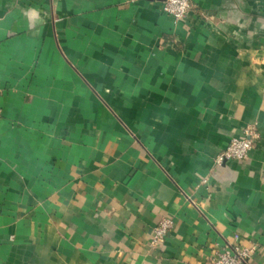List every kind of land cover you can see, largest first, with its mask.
I'll return each instance as SVG.
<instances>
[{"label":"crops","instance_id":"obj_1","mask_svg":"<svg viewBox=\"0 0 264 264\" xmlns=\"http://www.w3.org/2000/svg\"><path fill=\"white\" fill-rule=\"evenodd\" d=\"M164 1L0 0V264H264V0Z\"/></svg>","mask_w":264,"mask_h":264},{"label":"built area","instance_id":"obj_2","mask_svg":"<svg viewBox=\"0 0 264 264\" xmlns=\"http://www.w3.org/2000/svg\"><path fill=\"white\" fill-rule=\"evenodd\" d=\"M191 10L190 0H165L162 11L174 21H182ZM258 135L253 130H246L243 138L233 139L229 146L217 157V164L221 165L228 161H244L254 148ZM171 222L162 221L155 230L153 245L164 244ZM255 248H246L239 245H228L217 251L211 259V264H249Z\"/></svg>","mask_w":264,"mask_h":264}]
</instances>
